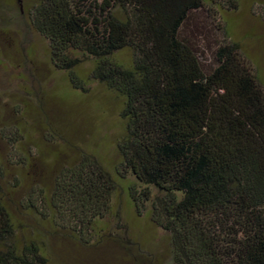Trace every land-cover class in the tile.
Here are the masks:
<instances>
[{
  "label": "trees",
  "instance_id": "1",
  "mask_svg": "<svg viewBox=\"0 0 264 264\" xmlns=\"http://www.w3.org/2000/svg\"><path fill=\"white\" fill-rule=\"evenodd\" d=\"M240 1L32 0L27 9L74 89L88 91L75 68L90 61L91 79L122 98L117 149L135 180L130 198L169 233L171 264H264V85L239 43L215 38L220 12ZM124 49L129 64L116 58ZM115 187L87 155L25 208L87 242ZM46 263L36 239L17 241L0 197V264Z\"/></svg>",
  "mask_w": 264,
  "mask_h": 264
},
{
  "label": "rangeland",
  "instance_id": "2",
  "mask_svg": "<svg viewBox=\"0 0 264 264\" xmlns=\"http://www.w3.org/2000/svg\"><path fill=\"white\" fill-rule=\"evenodd\" d=\"M31 3L0 0V197L13 216L17 241L36 239L46 264H171L169 233L152 222L148 204L136 209L130 198L135 180L117 149L125 132L122 98L91 79L90 61L75 68L88 91L73 88L28 20ZM220 15L222 30L215 38L219 42L226 35L239 43L264 85V0H241L237 10ZM116 58L129 64L132 53L124 49ZM87 155L109 172L116 187L105 217L82 242L25 207L49 197L60 171Z\"/></svg>",
  "mask_w": 264,
  "mask_h": 264
}]
</instances>
